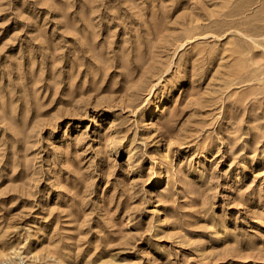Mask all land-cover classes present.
Wrapping results in <instances>:
<instances>
[{"label": "rangeland", "instance_id": "obj_1", "mask_svg": "<svg viewBox=\"0 0 264 264\" xmlns=\"http://www.w3.org/2000/svg\"><path fill=\"white\" fill-rule=\"evenodd\" d=\"M0 264H264V0H0Z\"/></svg>", "mask_w": 264, "mask_h": 264}, {"label": "bare ground", "instance_id": "obj_2", "mask_svg": "<svg viewBox=\"0 0 264 264\" xmlns=\"http://www.w3.org/2000/svg\"><path fill=\"white\" fill-rule=\"evenodd\" d=\"M150 183H152V181Z\"/></svg>", "mask_w": 264, "mask_h": 264}]
</instances>
